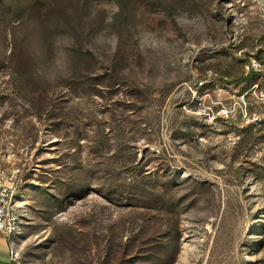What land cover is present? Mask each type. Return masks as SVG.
Here are the masks:
<instances>
[{"label": "rangeland", "instance_id": "obj_1", "mask_svg": "<svg viewBox=\"0 0 264 264\" xmlns=\"http://www.w3.org/2000/svg\"><path fill=\"white\" fill-rule=\"evenodd\" d=\"M260 69L264 0H0L20 264H264Z\"/></svg>", "mask_w": 264, "mask_h": 264}, {"label": "built area", "instance_id": "obj_2", "mask_svg": "<svg viewBox=\"0 0 264 264\" xmlns=\"http://www.w3.org/2000/svg\"><path fill=\"white\" fill-rule=\"evenodd\" d=\"M256 79L243 91L241 97L243 103L264 105V70H259ZM244 97H248L244 100ZM20 221L18 215L13 212L12 193L0 185V234L8 239L9 258L14 264H20V246L18 235L20 234Z\"/></svg>", "mask_w": 264, "mask_h": 264}, {"label": "crops", "instance_id": "obj_3", "mask_svg": "<svg viewBox=\"0 0 264 264\" xmlns=\"http://www.w3.org/2000/svg\"><path fill=\"white\" fill-rule=\"evenodd\" d=\"M8 239L5 235L0 234V264H14L9 258Z\"/></svg>", "mask_w": 264, "mask_h": 264}, {"label": "trees", "instance_id": "obj_4", "mask_svg": "<svg viewBox=\"0 0 264 264\" xmlns=\"http://www.w3.org/2000/svg\"><path fill=\"white\" fill-rule=\"evenodd\" d=\"M255 74V72L253 70H250L248 73H247V76L250 77V76H253ZM251 84V83H250ZM249 84V85H250Z\"/></svg>", "mask_w": 264, "mask_h": 264}]
</instances>
